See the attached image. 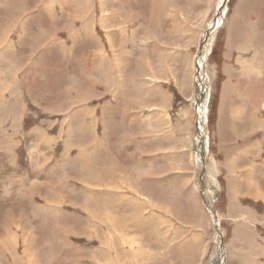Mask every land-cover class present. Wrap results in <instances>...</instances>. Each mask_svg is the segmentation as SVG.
<instances>
[{
	"label": "rangeland",
	"instance_id": "rangeland-1",
	"mask_svg": "<svg viewBox=\"0 0 264 264\" xmlns=\"http://www.w3.org/2000/svg\"><path fill=\"white\" fill-rule=\"evenodd\" d=\"M39 1L0 0V264H241L236 226L264 264L263 205L219 218L246 156L215 148L226 81L264 117V0Z\"/></svg>",
	"mask_w": 264,
	"mask_h": 264
},
{
	"label": "crops",
	"instance_id": "crops-1",
	"mask_svg": "<svg viewBox=\"0 0 264 264\" xmlns=\"http://www.w3.org/2000/svg\"><path fill=\"white\" fill-rule=\"evenodd\" d=\"M251 33L252 39L247 38V41H244V43L252 42V40L254 39V31ZM229 39L230 37H228V41L226 40L225 44H227L226 47L231 48L232 45L230 44ZM246 63L242 62V65H244L242 67L245 69H247L245 67ZM249 70L250 72H252L251 69ZM226 72L229 73L228 70ZM253 73L256 74L257 70L254 69ZM241 74L247 75V73L243 71L240 72V75ZM222 87L223 90L227 87L225 89V91H227L222 93V103H218V107L220 108V110L217 121V136L215 138L216 154L222 156L232 155L231 160L223 157L224 165L222 166V169H226L229 173H231V167L229 166V163L233 162L237 163L236 165H238V163L241 162L242 159H245L244 156H246L247 161L244 166L241 165L239 167L240 169H247L246 184L234 185V183H232L231 181L232 179L228 178L225 179L226 182L224 183L223 193L225 197V205L223 207L221 215L219 214V218L225 217L227 219H235L243 217L246 214V210H244L239 203L240 201H245L247 202V204L249 202L252 204H262L264 207V157H262L264 156V117H261L260 119L257 118V116L259 115V108L252 109L251 114L248 118V125L251 127V131H245L241 134L234 133L232 129H235L236 126L240 124H246L243 129H249L247 123L243 122L245 118H241V115L244 114L243 112H241L242 108H240L241 110L237 109V111H234L233 109H231V106H233L232 102H227V97H229L230 93L236 94L239 91V82L233 84L229 80L223 83ZM236 88H238V90H235ZM236 95H238L241 99L242 96L240 93H237ZM263 105L264 103L262 104V107ZM229 107L230 109H228ZM229 131H232L233 133L230 134ZM223 139L225 140L222 141ZM253 155L256 156V159H250L249 156ZM234 206H238L241 209L236 214H241L234 215L232 210ZM249 206L255 208L253 205H248V208ZM235 229L236 230L232 228L231 230L232 241H235L236 243L234 245L233 242L230 246L232 256L241 260V264H244V258H242L241 252L244 251V245H246V241L244 239L241 240L239 234L243 233L245 230L239 229L237 228V226L235 227ZM247 255L248 253H245L244 256ZM247 257H249V255ZM247 257L245 258V261L247 260Z\"/></svg>",
	"mask_w": 264,
	"mask_h": 264
},
{
	"label": "bare ground",
	"instance_id": "bare-ground-1",
	"mask_svg": "<svg viewBox=\"0 0 264 264\" xmlns=\"http://www.w3.org/2000/svg\"><path fill=\"white\" fill-rule=\"evenodd\" d=\"M43 1V0H42ZM156 1H158V2H160V4L162 3L161 2V0H156ZM38 2H40L39 0H38ZM165 3V2H164ZM222 3V2H221ZM221 3L219 4V5H221ZM21 6V5H20ZM20 6H19V8H20ZM24 6V5H23ZM161 7H162V5H161ZM222 7V6H221ZM220 7V9L222 10V8ZM17 8V7H16ZM163 8H164V6H163ZM162 8V9H163ZM10 9V8H9ZM14 9V8H13ZM209 9H211V6L209 5L208 6V10ZM22 10H23V8H22ZM220 10V11H221ZM153 11V10H152ZM155 11L157 12V10L155 9ZM26 12V11H25ZM210 12V11H209ZM221 13L223 14V10L221 11ZM220 13V14H221ZM20 14V13H19ZM206 16H207V14L206 15H204L203 17H201V21H203V20H205L206 19ZM152 17V16H151ZM154 17V16H153ZM15 18H16V16H15ZM219 20V19H218ZM188 21V20H187ZM217 21V20H216ZM191 22V21H190ZM247 32V31H246ZM243 33V32H242ZM44 35H45V32H44ZM231 35H232V33H231ZM236 36V35H235ZM242 36V35H241ZM241 36L239 37V38H241ZM245 36H246V38L244 37V35H243V42L244 41H247V33H245ZM231 37H233V36H231ZM231 37H230V39H229V42H230V44L231 45H233L232 44V42H233V39H232V42H231ZM254 37H255V32H254ZM46 38V37H45ZM234 38V37H233ZM42 39V38H41ZM236 39H238L237 37H236ZM242 39V38H241ZM239 40V39H238ZM254 40V39H253ZM253 40H252V42H247V43H244V45H245V48H247L246 46L248 45V43H249V45L251 44V43H253ZM264 41V40H263ZM238 42V41H237ZM264 43V42H263ZM159 44V43H158ZM251 46V45H250ZM237 48V47H236ZM243 48V47H242ZM262 48V47H261ZM162 49V48H161ZM179 49H181V48H179ZM164 65V64H163ZM193 66V65H192ZM244 66V65H243ZM185 68V67H184ZM151 70V69H150ZM189 70V69H188ZM227 71V70H226ZM136 74V73H135ZM257 74V73H256ZM137 75V74H136ZM145 77H147V76H145ZM140 78H141V76H140ZM140 78L138 79V80H140ZM144 78V77H143ZM148 79V78H147ZM149 79H150V77H149ZM154 80V79H153ZM74 81V80H73ZM90 81V80H89ZM106 81V80H105ZM75 82V81H74ZM92 82V81H91ZM73 83V82H72ZM79 83V82H78ZM147 83V82H146ZM81 84V83H80ZM140 84H142V83H140ZM140 84H139V86H140ZM136 85H138V84H136ZM76 87H77V85H76ZM143 87V86H142ZM141 87V88H142ZM199 87H201V84L199 85ZM75 88V87H74ZM137 88V87H136ZM71 89H73V88H71ZM76 89V88H75ZM200 89L201 88H199V93H200V99H203V92L201 91L200 92ZM143 89H141V91H142ZM79 91H80V89H79ZM78 91V92H79ZM82 91V90H81ZM80 91V92H81ZM83 91H85V89L83 90ZM143 92V91H142ZM144 93V92H143ZM72 97V96H71ZM82 97V96H81ZM73 98V97H72ZM199 99V98H198ZM204 99H206V101H205V103L207 102V98H204ZM226 99V98H225ZM86 100V99H85ZM141 100V99H140ZM221 100H222V97H221ZM74 101H76V100H74ZM77 101H79V99H77ZM130 101V100H129ZM135 100H133V102H134ZM139 101V100H138ZM167 101V100H166ZM80 102V101H79ZM83 102V101H82ZM86 102V101H85ZM202 102H204V100L202 101ZM71 103V102H70ZM84 103V102H83ZM204 103V104H205ZM77 105H78V102L76 103ZM82 104V103H81ZM68 106V105H67ZM72 106V105H71ZM71 106H69V107H71ZM76 106V105H75ZM160 106V105H159ZM158 106V107H159ZM156 107H157V105H156ZM161 107H163V106H161ZM64 108V107H63ZM162 109V108H161ZM63 111H65V110H63ZM74 118V117H73ZM86 121H84V123H85ZM85 126H88L87 124L85 125ZM77 128H79L78 126H77ZM37 130H38V128H36ZM75 130V129H74ZM78 130V129H77ZM90 130V129H89ZM88 130V131H89ZM40 131V130H39ZM80 132V131H79ZM88 133V132H87ZM37 140V139H36ZM89 144V143H88ZM28 160V159H27ZM76 160V159H75ZM78 180V179H77ZM28 181V180H27ZM23 182V181H22ZM86 182V181H85ZM85 182L83 183L84 185H85ZM40 183H41V179L39 178V181H35V183L31 186V195H30V197H29V199H27L30 203H33V201H32V198L33 197H31L32 195H33V193H34V190L36 191V189L39 187V186H41L40 185ZM42 184V183H41ZM97 185V184H96ZM43 186V185H42ZM66 186V185H65ZM49 187H51V186H49ZM53 187V186H52ZM51 187V188H52ZM7 188V187H6ZM11 189H13V188H11ZM44 189H46V190H48L47 188H44ZM44 189H42V191L44 190ZM49 190H50V188H49ZM83 190V189H82ZM39 191V190H38ZM43 194V193H42ZM49 194V193H48ZM101 195V194H100ZM41 195H39V197H40ZM42 197V196H41ZM23 198V197H22ZM195 198V197H194ZM24 199V198H23ZM42 199V198H41ZM43 199L45 200V198L43 197ZM103 201V200H102ZM193 202H194V204H195V200H193ZM53 206V205H52ZM198 206V205H197ZM31 207V206H30ZM33 207H35V203H34V206ZM32 207V208H33ZM200 209V208H199ZM198 210V209H197ZM201 210V209H200ZM58 214V213H57ZM5 215V214H4ZM201 216V215H200ZM43 217V216H42ZM4 223H6V222H8L9 223V225H10V227L11 226H14L15 225V223L13 222V220H12V218L8 215V214H6L5 216H4ZM15 220V219H14ZM17 224L19 223V222H17V221H15ZM101 223H102V221H101ZM7 224V223H6ZM102 225H103V223H102ZM3 231V230H2ZM4 232V231H3ZM9 232V231H8ZM4 234H5V232H4ZM9 234V233H8ZM103 235V234H102ZM9 236H11L12 238H15V236H12V234L11 235H9ZM99 239V238H98ZM14 241V240H13ZM102 241V240H101ZM16 242V241H15ZM4 243V245L3 246H1L0 245V255L1 256H3L4 257V255L6 254V249H10V250H13L14 249V244L13 245H10L8 242H3ZM3 247V249H1ZM104 248V247H103ZM15 251V250H14ZM25 251V250H24ZM101 255V254H100ZM5 258V257H4ZM108 260H109V257H108ZM106 261V260H105ZM107 262V261H106Z\"/></svg>",
	"mask_w": 264,
	"mask_h": 264
},
{
	"label": "water",
	"instance_id": "water-1",
	"mask_svg": "<svg viewBox=\"0 0 264 264\" xmlns=\"http://www.w3.org/2000/svg\"><path fill=\"white\" fill-rule=\"evenodd\" d=\"M197 81H198V77H197V79H196ZM204 88H206V83H204V84H201V89L203 90ZM201 89H200V92H201ZM195 91H196V93L197 92H199V86H198V84H196V88H195ZM206 96H207V90H203V99H200V93L197 95V100H196V102L198 103V102H200L201 103V105H203L205 102H202L203 100H205L204 98H206ZM199 98V99H198ZM206 101V100H205ZM200 107V106H199Z\"/></svg>",
	"mask_w": 264,
	"mask_h": 264
}]
</instances>
